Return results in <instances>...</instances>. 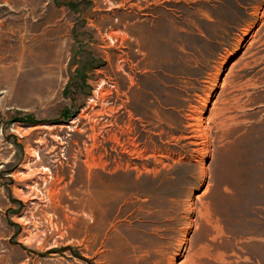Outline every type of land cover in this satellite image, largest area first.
<instances>
[{"label": "rangeland", "instance_id": "374dc122", "mask_svg": "<svg viewBox=\"0 0 264 264\" xmlns=\"http://www.w3.org/2000/svg\"><path fill=\"white\" fill-rule=\"evenodd\" d=\"M0 264H264V0H0Z\"/></svg>", "mask_w": 264, "mask_h": 264}, {"label": "crops", "instance_id": "0c3cea01", "mask_svg": "<svg viewBox=\"0 0 264 264\" xmlns=\"http://www.w3.org/2000/svg\"><path fill=\"white\" fill-rule=\"evenodd\" d=\"M177 44L180 45V42L177 40Z\"/></svg>", "mask_w": 264, "mask_h": 264}, {"label": "bare ground", "instance_id": "6f19581e", "mask_svg": "<svg viewBox=\"0 0 264 264\" xmlns=\"http://www.w3.org/2000/svg\"><path fill=\"white\" fill-rule=\"evenodd\" d=\"M182 254V253H181Z\"/></svg>", "mask_w": 264, "mask_h": 264}]
</instances>
